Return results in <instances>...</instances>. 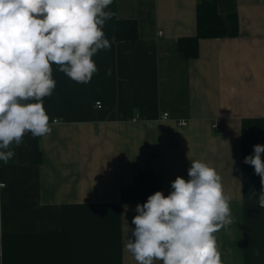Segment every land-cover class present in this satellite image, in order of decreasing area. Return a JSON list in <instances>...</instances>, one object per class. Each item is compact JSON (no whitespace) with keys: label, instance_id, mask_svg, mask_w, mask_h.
<instances>
[{"label":"crops","instance_id":"crops-1","mask_svg":"<svg viewBox=\"0 0 264 264\" xmlns=\"http://www.w3.org/2000/svg\"><path fill=\"white\" fill-rule=\"evenodd\" d=\"M200 1L113 0L102 29L111 47L93 56L91 81L52 65L51 134L26 133L0 161V264H137L125 244L143 203H121V188L149 169L167 196L191 160L232 197V222L215 233L223 264H264V208L250 197L260 177L243 162L264 145V0H215L225 35L183 59L177 42L195 35ZM117 21H133L137 38L116 40Z\"/></svg>","mask_w":264,"mask_h":264},{"label":"clouds","instance_id":"clouds-1","mask_svg":"<svg viewBox=\"0 0 264 264\" xmlns=\"http://www.w3.org/2000/svg\"><path fill=\"white\" fill-rule=\"evenodd\" d=\"M113 0H0V161L7 164L26 133L50 135L43 98L56 87L52 65L77 83L98 71L93 56L111 47L103 26ZM54 123V121H53ZM181 119L180 124L184 125ZM244 163L260 177L264 208V145ZM188 179L177 176L169 195L157 191L137 204L125 250L137 264H223L215 233L231 224L222 178L207 163L191 160ZM0 183V187H5ZM255 255H259L257 251Z\"/></svg>","mask_w":264,"mask_h":264},{"label":"trees","instance_id":"trees-1","mask_svg":"<svg viewBox=\"0 0 264 264\" xmlns=\"http://www.w3.org/2000/svg\"><path fill=\"white\" fill-rule=\"evenodd\" d=\"M195 35L178 39V55L183 59L195 58L198 54L199 39L221 38L225 35V21L216 9L215 0H201L196 5ZM231 25L230 35H236L237 19L234 15L227 16ZM137 38L136 25L133 21H117L116 40L129 41ZM161 191L160 178L151 170H143L130 186L120 190L121 203H145L147 198Z\"/></svg>","mask_w":264,"mask_h":264},{"label":"built area","instance_id":"built-area-1","mask_svg":"<svg viewBox=\"0 0 264 264\" xmlns=\"http://www.w3.org/2000/svg\"><path fill=\"white\" fill-rule=\"evenodd\" d=\"M95 105H96L97 108L100 107V103H99V102H97ZM162 118H163V119L167 118V113H163V114H162ZM54 122H56V120H54ZM179 125H181V124L179 123ZM184 125H185V124H184ZM184 125H181V126H184Z\"/></svg>","mask_w":264,"mask_h":264}]
</instances>
